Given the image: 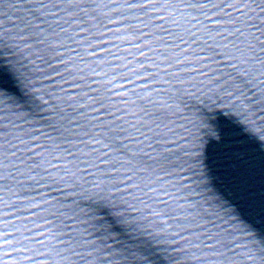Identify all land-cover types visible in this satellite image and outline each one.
I'll use <instances>...</instances> for the list:
<instances>
[{
    "label": "snow or ice",
    "instance_id": "obj_1",
    "mask_svg": "<svg viewBox=\"0 0 264 264\" xmlns=\"http://www.w3.org/2000/svg\"><path fill=\"white\" fill-rule=\"evenodd\" d=\"M0 264H264V0H0Z\"/></svg>",
    "mask_w": 264,
    "mask_h": 264
}]
</instances>
